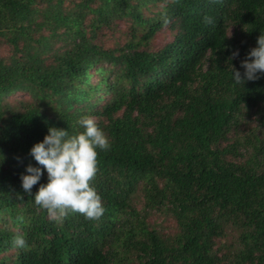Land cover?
<instances>
[{"label": "trees", "instance_id": "1", "mask_svg": "<svg viewBox=\"0 0 264 264\" xmlns=\"http://www.w3.org/2000/svg\"><path fill=\"white\" fill-rule=\"evenodd\" d=\"M118 19L129 39L95 42ZM261 33L264 0H0V264H264V74L232 77ZM16 91L29 98L6 102ZM84 116L111 140L93 182L105 213L57 222L34 201L47 170L31 194L21 176L49 128L79 133Z\"/></svg>", "mask_w": 264, "mask_h": 264}, {"label": "clouds", "instance_id": "2", "mask_svg": "<svg viewBox=\"0 0 264 264\" xmlns=\"http://www.w3.org/2000/svg\"><path fill=\"white\" fill-rule=\"evenodd\" d=\"M213 22L205 15V24ZM164 23L167 25L170 19L165 17ZM238 55L236 50L230 59ZM241 67L243 74L232 68L236 84L257 80L260 74H264V33L257 38V46L241 61ZM79 124L84 130L72 135L67 129L49 128L44 139L30 151L41 167L29 164L26 169L28 174L21 176L24 191L31 194L33 186L40 182L43 170H47L48 182L40 184L34 201L38 209L46 210L50 218L57 222H62L70 213L81 214L88 220H99L105 213L102 196L93 182L99 171V152L110 151L111 140L94 117L84 116ZM17 219L22 222L24 217ZM12 244L18 249L29 248L22 233L13 237Z\"/></svg>", "mask_w": 264, "mask_h": 264}, {"label": "rangeland", "instance_id": "3", "mask_svg": "<svg viewBox=\"0 0 264 264\" xmlns=\"http://www.w3.org/2000/svg\"><path fill=\"white\" fill-rule=\"evenodd\" d=\"M111 28H102L96 34L97 38L95 42L101 43L105 48H112L114 46H121L123 45L130 37V20L128 19H118L114 20L112 23ZM173 39V33L169 28H163L159 32L155 34V36L150 40L149 45L151 46L152 50H156L162 47L165 43L171 41ZM59 45V43H57ZM12 53V50L6 46L0 48V54L8 58ZM96 77L91 76V81H95ZM25 93L16 91L9 95L6 99L8 103L15 104L20 99H28ZM140 196V195H138ZM136 203L138 206L142 205V201L136 199ZM152 222H157L160 224L164 229L167 231H172L175 223L170 217V215L160 214V213H153L150 217ZM11 252H14L12 250ZM9 254V253H8Z\"/></svg>", "mask_w": 264, "mask_h": 264}]
</instances>
